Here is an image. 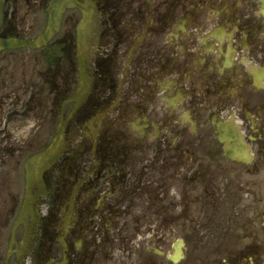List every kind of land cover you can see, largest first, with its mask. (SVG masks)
<instances>
[{
  "label": "flooded vegetation",
  "instance_id": "flooded-vegetation-1",
  "mask_svg": "<svg viewBox=\"0 0 264 264\" xmlns=\"http://www.w3.org/2000/svg\"><path fill=\"white\" fill-rule=\"evenodd\" d=\"M51 1L6 0L0 36H39ZM97 2L78 104L77 7L45 46L0 54V264H264V0ZM60 120L37 233L11 247L25 163Z\"/></svg>",
  "mask_w": 264,
  "mask_h": 264
},
{
  "label": "water",
  "instance_id": "water-1",
  "mask_svg": "<svg viewBox=\"0 0 264 264\" xmlns=\"http://www.w3.org/2000/svg\"><path fill=\"white\" fill-rule=\"evenodd\" d=\"M55 24H56V18L54 16H52V18L50 19V23H49L48 29H47L46 33L42 36L41 40L44 39V38H46L53 31V29L55 27ZM10 44H11V42L2 43V48L3 47H16L17 46L16 44H11V45ZM18 45H20V46H26V45L32 46V45H35V43H31V42L30 43H25V42H22V43H19ZM0 49H1V47H0ZM38 159L39 160H47V156H43V157L40 156V157H38L36 159H33L30 163H28L29 170H30L31 165L35 161H37ZM32 177L33 176L30 174V171H29L28 180H27L28 188H31L30 181H31V178Z\"/></svg>",
  "mask_w": 264,
  "mask_h": 264
}]
</instances>
